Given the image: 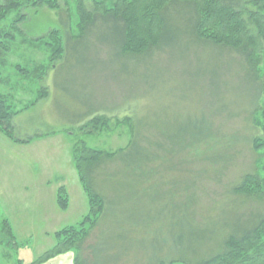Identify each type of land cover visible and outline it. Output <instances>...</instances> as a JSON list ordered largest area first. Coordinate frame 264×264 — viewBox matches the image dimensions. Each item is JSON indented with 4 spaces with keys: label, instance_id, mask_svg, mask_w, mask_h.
Here are the masks:
<instances>
[{
    "label": "rangeland",
    "instance_id": "1",
    "mask_svg": "<svg viewBox=\"0 0 264 264\" xmlns=\"http://www.w3.org/2000/svg\"><path fill=\"white\" fill-rule=\"evenodd\" d=\"M80 1L91 11L95 1L111 6L115 0L26 7L16 38H2L10 50L0 92L15 110L35 101L41 88L48 94L13 118L15 135L33 141L16 143L5 135L10 147L0 144L3 196L18 192L9 194L17 202L12 207L0 197V264H29L56 244L55 232L82 220L89 205L73 145L126 148L131 128L119 122L127 118L138 125V143L96 168L94 187L106 205L78 251L80 264H189L195 249L201 257L213 254L240 218L264 212V201L233 191L246 173L264 170V152L255 153L250 143L252 116L264 108L254 73L235 51L195 39L191 12L182 6L169 8L157 47L129 54L121 52L112 19L83 32L77 27ZM53 30L63 39V55L42 80L24 74L18 66L50 63L47 38H37ZM260 72L264 76V53ZM97 114H106L109 127L83 132ZM60 186L68 191L66 210L55 199ZM5 219L13 221L16 243L2 229ZM78 252L43 264H78Z\"/></svg>",
    "mask_w": 264,
    "mask_h": 264
},
{
    "label": "trees",
    "instance_id": "2",
    "mask_svg": "<svg viewBox=\"0 0 264 264\" xmlns=\"http://www.w3.org/2000/svg\"><path fill=\"white\" fill-rule=\"evenodd\" d=\"M46 4L56 8L59 2L58 0H0V22L6 21L10 13L17 12L16 17L9 23L4 25L0 23V79L2 65L5 62L4 56L10 50V43L5 44L6 40L2 38L6 37L10 40L16 38L15 32L26 19V14L22 13L24 8ZM176 5L191 12L189 21L191 34L195 39L221 46L222 51L226 48L231 49L239 55L243 64L254 73L258 94L261 97L264 93V76L260 72L264 53V0H115L111 6L95 1L94 10L91 11L80 1L77 6L79 14L77 27L83 32L100 19L104 21L112 19L119 24L121 52L140 54L149 52L160 44L164 27L168 22L169 8ZM45 38H47L45 45H49L47 48L50 51V63L39 64L31 70L18 66L24 74L32 73L38 80L44 79L52 64L61 58L64 52L63 39L59 31L53 30L48 36L37 38V41H44ZM47 94V88H41L38 98L23 108L36 104ZM23 108L15 110L9 102L8 95L0 92V131L16 143H29L34 139L31 137L20 139L15 135L13 118ZM105 115L93 116L83 124L82 131L95 133L102 128H108L110 121ZM127 119L129 120L119 122H124L131 128L132 137L126 148L106 151L89 147L84 141L74 143L73 160L87 196L88 213L78 224L67 225L55 232L56 244L29 264H43L68 251L81 252L82 244L97 226L105 211L106 198L94 187L96 168L107 160H115L125 150L138 143V125L137 123L134 125L135 120ZM252 122L256 133L250 143L252 150L258 154L264 152V108L252 116ZM233 191L238 195L264 201V170L263 173L258 170L246 173ZM195 197L199 199L196 194ZM57 202L62 210L68 208L69 197L65 186L58 188ZM240 219L243 221L240 220L239 224L226 231L227 235L222 237L219 248L213 254L201 257L199 250L195 249L194 259L189 264H264V212L258 211L249 214L245 219ZM2 225L3 231L16 243L17 236L11 222L5 219ZM204 243L203 239L199 244L200 248ZM79 252L75 258L78 264L82 261ZM17 264L25 263L23 259H19ZM160 264H165V261H161Z\"/></svg>",
    "mask_w": 264,
    "mask_h": 264
},
{
    "label": "crops",
    "instance_id": "3",
    "mask_svg": "<svg viewBox=\"0 0 264 264\" xmlns=\"http://www.w3.org/2000/svg\"><path fill=\"white\" fill-rule=\"evenodd\" d=\"M0 144H1V145L4 144L5 147H6V149H7L8 147H10L9 142H8V140H7L6 136H5V134H3L1 131H0ZM0 182H1V181H0ZM3 190H4V188H3L2 186H0V197H1V200L4 199V198H6V199H4V202H2V203H4V205H9V204H10L11 207H12L13 205H16L17 202H16L14 199H9L8 197L13 196V195L17 196V195H18L17 189H15L14 191H12V192H10V193H6V196H5V193H4V196H3V193H2ZM9 194H10V196H9ZM56 197H57V192H56V195H55V199H56ZM7 208H8V207H7ZM10 222H11V224H13V221H12V220H11ZM12 226H14V225H12ZM14 228H15V227H13V230L15 231ZM14 233H15V232H14ZM9 246H10V245H9Z\"/></svg>",
    "mask_w": 264,
    "mask_h": 264
}]
</instances>
